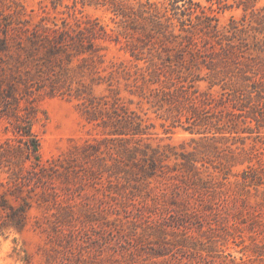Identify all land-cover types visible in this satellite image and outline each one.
Listing matches in <instances>:
<instances>
[{"label": "rangeland", "instance_id": "1", "mask_svg": "<svg viewBox=\"0 0 264 264\" xmlns=\"http://www.w3.org/2000/svg\"><path fill=\"white\" fill-rule=\"evenodd\" d=\"M169 1L0 0V264H264V22L192 0L219 37L194 16L181 31ZM147 2L158 18L138 17ZM85 23L91 60L46 41ZM77 93L134 111L152 126L142 143L177 159L152 178L88 162L75 148L103 136ZM25 132L54 170L25 159ZM191 139L207 146L188 160ZM247 166L261 185L243 183Z\"/></svg>", "mask_w": 264, "mask_h": 264}, {"label": "trees", "instance_id": "2", "mask_svg": "<svg viewBox=\"0 0 264 264\" xmlns=\"http://www.w3.org/2000/svg\"><path fill=\"white\" fill-rule=\"evenodd\" d=\"M183 2L184 9L181 10V16H188V19L182 20L178 17L175 9H178L174 4L178 2ZM211 1V0H208ZM228 1V0H226ZM237 7L242 8L245 12L250 11L253 14L255 19H258L262 23L264 22V6L257 7V4L260 0H231ZM188 3V6L185 4ZM169 5L171 6V10L173 11V15L177 17L179 26L181 27V31H185V26H189L192 24L191 16H194L197 22L193 24V27L199 29L201 32H204L206 35L210 37H219L217 30V24H213V21H217L215 16L205 15L204 11L201 10V14L197 15L196 11L193 10L191 6H196V4L192 3V0H173L169 1ZM198 7V6H197ZM225 9L228 7L227 4H224ZM141 14L138 17H144V14L155 12L154 15H150V17L158 18L160 12L157 11V6L155 3L141 4L140 5ZM180 9V8H179ZM166 11H164L163 17L165 20H169L170 24L171 20L165 15ZM188 22V24L186 23ZM157 25H161L158 21H155ZM231 24H233L232 29H237L235 26V21L231 19ZM67 24L64 25V27ZM97 25V23H96ZM175 26V25H174ZM78 30H72V33L69 30H61V31H53L54 35L49 39L46 38L48 43L51 42L53 46H57L59 48L68 47L70 49H74L78 56H81L83 62L87 60H91L93 56H96L94 43L92 39H95L97 35H99L96 26L87 25H77ZM33 34H38L37 31H34ZM39 35V34H38ZM44 36V35H43ZM220 39V38H219ZM87 42V44H85ZM54 49V48H53ZM70 61V60H69ZM71 63V61L69 62ZM98 84V83H97ZM84 93V92H83ZM83 93L75 94V98L85 104L83 106V116L88 124L94 125L96 128L100 129L103 138L101 139H93L92 141H85L84 145L76 147V153H81L84 159H87L88 162H92L97 165V167H106L105 163L106 156L113 161L114 167H119V164H123L125 166H133L138 169L140 174L144 178H152L155 177L158 172H163V169L166 167L164 161L171 156L177 159L178 154L175 152H170V154H166L161 152L159 149L152 148L149 143H142L143 137L148 136L149 126L145 124L144 120L137 115L134 111H130L125 106H113V104H108L104 98H100L99 102L95 101L94 97H89L84 95ZM197 91L194 92V94ZM262 92H257V97H262ZM199 101V100H198ZM228 101H238L229 100ZM102 102V103H101ZM204 104V102H201ZM192 115H195L194 113ZM248 117L254 119L258 122L256 116L252 114H248ZM186 131H189L191 134L200 133L198 130H194L192 127L185 128ZM202 134V132H201ZM26 137L24 140V150L26 153V160H31L34 158L32 162L33 168L37 167L40 173L44 174L48 171L54 170L52 166L49 167L43 165L39 160V142L33 137L30 133L22 135ZM206 140H212L215 137L208 138L204 137ZM202 139V138H201ZM192 143L196 144L195 152H189L186 154L187 159L195 154L199 149V146H207L204 145V141L200 140H190ZM190 142V143H191ZM184 157V156H183ZM192 159V158H191ZM197 161V160H191ZM251 161V160H248ZM115 162V163H114ZM244 162H240L243 164ZM187 166L189 169L192 167L191 163H188ZM216 169V168H215ZM258 171L253 169L250 166H247L243 171V183L254 184L256 186L261 185L260 177L258 175Z\"/></svg>", "mask_w": 264, "mask_h": 264}]
</instances>
